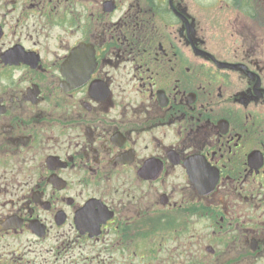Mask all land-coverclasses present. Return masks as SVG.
<instances>
[{"label":"flooded vegetation","instance_id":"obj_1","mask_svg":"<svg viewBox=\"0 0 264 264\" xmlns=\"http://www.w3.org/2000/svg\"><path fill=\"white\" fill-rule=\"evenodd\" d=\"M0 264H264V0H0Z\"/></svg>","mask_w":264,"mask_h":264},{"label":"rangeland","instance_id":"obj_2","mask_svg":"<svg viewBox=\"0 0 264 264\" xmlns=\"http://www.w3.org/2000/svg\"><path fill=\"white\" fill-rule=\"evenodd\" d=\"M198 1L201 2V3H203L204 5H207V2H208V0H198ZM201 13H203V12H201ZM207 34L208 33H205L204 34L206 38H207Z\"/></svg>","mask_w":264,"mask_h":264}]
</instances>
